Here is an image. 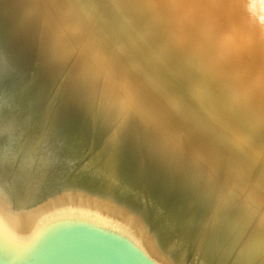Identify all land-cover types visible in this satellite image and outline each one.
<instances>
[{"label": "bare ground", "instance_id": "1", "mask_svg": "<svg viewBox=\"0 0 264 264\" xmlns=\"http://www.w3.org/2000/svg\"><path fill=\"white\" fill-rule=\"evenodd\" d=\"M68 198L163 264H264V0H0V202Z\"/></svg>", "mask_w": 264, "mask_h": 264}, {"label": "water", "instance_id": "2", "mask_svg": "<svg viewBox=\"0 0 264 264\" xmlns=\"http://www.w3.org/2000/svg\"><path fill=\"white\" fill-rule=\"evenodd\" d=\"M0 264H163L127 215L68 198L22 217L0 202Z\"/></svg>", "mask_w": 264, "mask_h": 264}]
</instances>
